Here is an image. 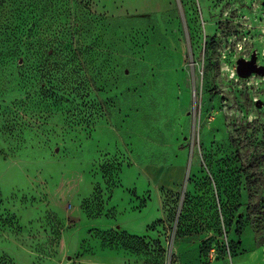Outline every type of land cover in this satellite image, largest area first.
I'll return each mask as SVG.
<instances>
[{"label": "rangeland", "instance_id": "1", "mask_svg": "<svg viewBox=\"0 0 264 264\" xmlns=\"http://www.w3.org/2000/svg\"><path fill=\"white\" fill-rule=\"evenodd\" d=\"M48 3L58 23L103 35V91L72 106L0 96V264H70L72 247L174 264L177 244L264 264V0L117 18ZM6 12L0 0L3 28ZM145 208L144 222L162 214L149 235L107 224Z\"/></svg>", "mask_w": 264, "mask_h": 264}, {"label": "trees", "instance_id": "2", "mask_svg": "<svg viewBox=\"0 0 264 264\" xmlns=\"http://www.w3.org/2000/svg\"><path fill=\"white\" fill-rule=\"evenodd\" d=\"M22 1L14 9L13 0H3L7 12L5 27L0 26V96L16 86L23 93L17 104L28 108L72 106L102 92L97 83L103 78V35L77 21L58 23L49 0H38L37 6Z\"/></svg>", "mask_w": 264, "mask_h": 264}, {"label": "crops", "instance_id": "3", "mask_svg": "<svg viewBox=\"0 0 264 264\" xmlns=\"http://www.w3.org/2000/svg\"><path fill=\"white\" fill-rule=\"evenodd\" d=\"M93 10L99 14L111 18L147 16L152 14H162L172 10L178 0H85ZM150 177V176H149ZM148 179V177H146ZM160 183V182H159ZM160 186V184L158 185ZM168 186H173L169 184ZM156 198L160 203L159 191H156ZM147 208L141 211H124L122 214L117 213V218L112 221L109 226H117L119 230L129 232L134 236L149 235L147 227L156 219L162 217L161 211L157 209V215L152 217L150 222H144V214ZM73 257L70 264H130L125 259L112 255L99 254H79L78 248L69 249ZM76 254V255H75ZM175 262L174 264H241L239 261L215 260L206 263L200 256L199 247L190 244H177L175 246Z\"/></svg>", "mask_w": 264, "mask_h": 264}]
</instances>
